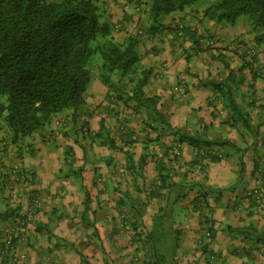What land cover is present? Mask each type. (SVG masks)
Returning <instances> with one entry per match:
<instances>
[{"label":"crops","instance_id":"obj_1","mask_svg":"<svg viewBox=\"0 0 264 264\" xmlns=\"http://www.w3.org/2000/svg\"><path fill=\"white\" fill-rule=\"evenodd\" d=\"M94 1H98L105 19L113 25L139 20L142 27H147V16H141L133 8L123 9L127 1L140 4L142 9L147 0ZM209 6H195L188 13L165 16L164 30L146 36L140 43L142 65L152 72L145 93L158 98V111L165 118V124L160 123V130H155L154 135L138 136L137 142L126 145L125 137L118 135L123 128L119 122L127 119V123L130 122L127 127H130L136 117L128 115L126 118L125 113L131 110L122 102L116 104L110 100V90L103 86L98 74L85 92L81 109L57 115L47 129L22 142H13L12 131L0 120V180L5 181L0 195L5 208L0 211L10 207L18 209L17 215L27 214L33 191L43 203L34 212L26 237L18 239L17 246L26 255L22 264H81L79 253L91 264H142L143 252L137 251L136 245V235L143 228L139 222L143 221L150 231L152 218L168 202V190L159 189L162 171L170 174L180 192L185 190V197L173 207L174 217L176 210L183 215L184 208L187 219L175 224L182 232L177 255L180 264H264V242L255 241L254 236L245 239L242 234L251 232L256 238L257 234H262L264 239V99L259 100L264 95V81L252 80L251 71L247 70L250 62L243 59L247 49L256 46L245 19L235 26L210 22L202 16ZM176 27L194 31L200 46L193 44V34L187 33L177 40L173 35ZM112 37L117 42L126 38L116 30ZM208 39L216 41V49L211 52L206 48ZM206 53L212 65H217L218 69V65L222 69L227 67L226 79L210 76L206 68L197 67L200 56L209 63ZM235 60L240 64L231 66L230 62ZM240 65L244 73L239 77H249L244 89L249 91L250 103L256 99L257 105H263L255 120H251L252 132L230 119L222 95L211 86V83H228L233 92L231 82H235L228 75L231 68ZM257 66L264 67V53L258 57ZM257 74L260 76L259 72ZM182 79L189 85L184 96L183 116L174 96L175 87ZM235 101L242 109L236 98ZM218 104L225 109L227 118L216 116L213 108ZM249 115L252 118L251 113ZM139 121L144 120L139 118ZM166 123L191 137L211 142L228 140L230 146L197 155L193 147L182 143V155L175 157L170 149L175 138ZM135 126L133 123L130 130L141 133L142 128L138 130ZM88 128L91 131L84 132L86 136L82 132ZM235 128L241 131L238 133ZM149 148L152 156L146 157ZM127 153L133 157L132 166ZM216 154L221 158L216 162L197 157ZM16 167L21 172L31 173L33 178L31 183L23 184L18 193L19 204L13 203L16 194L9 185L11 169ZM83 186L88 193L87 206ZM200 189L208 193V207H213L216 221L209 238L207 232L198 231L202 226L192 209V201ZM250 190L257 192L258 197L244 198ZM138 211L143 214L142 218L136 217ZM120 217L127 219L132 238L118 231ZM14 218L0 222V250L2 235L13 225ZM136 222L137 229L134 228Z\"/></svg>","mask_w":264,"mask_h":264},{"label":"trees","instance_id":"obj_2","mask_svg":"<svg viewBox=\"0 0 264 264\" xmlns=\"http://www.w3.org/2000/svg\"><path fill=\"white\" fill-rule=\"evenodd\" d=\"M199 1L147 0L144 34L154 36L164 30L165 16L188 13ZM101 10L94 0H0V120L12 131L13 142H22L44 131L57 115L67 110L77 112L81 109L85 92L94 78L96 62L98 77L110 90L111 101L122 102L134 113H144L153 130L158 131L160 125L165 124L157 108L158 98L145 93L152 72L142 65L141 38L132 34L122 42L115 41L112 37L115 24L108 22ZM202 14L203 19L210 22L231 26L245 19L256 46L264 47V0H216ZM191 31L176 27L173 35L181 40L185 34H193V44L200 46L199 39ZM96 57L100 62L94 60ZM211 86L222 95L230 119L252 132V119L236 103L229 84L211 83ZM167 126L175 142L187 143L195 151L230 146L228 140L211 142ZM197 157L214 162L221 159L218 154ZM127 160L132 166V155L127 153ZM162 172L159 189L168 190V202L152 218L151 230L136 235L140 244L137 251L143 252L142 264H180L177 255L182 232L175 226L173 207L185 197V190L180 192L170 174ZM4 187L5 181L0 180V195ZM83 189L87 206L88 193L84 186ZM205 206L208 207V193L200 189L192 201V209L201 213ZM17 213L18 209L7 207L0 211V222L13 219ZM142 216L138 211L136 217ZM205 223L214 232L210 220L206 218ZM137 225L136 222L135 229L139 228ZM139 225L144 227L143 221L140 220ZM242 234L245 239L254 236L255 241L264 242L262 234H257V238L251 232ZM79 255L81 264H91L87 257Z\"/></svg>","mask_w":264,"mask_h":264},{"label":"rangeland","instance_id":"obj_3","mask_svg":"<svg viewBox=\"0 0 264 264\" xmlns=\"http://www.w3.org/2000/svg\"><path fill=\"white\" fill-rule=\"evenodd\" d=\"M216 0H201V1H199L195 6H208V5H211L212 3H214ZM98 2V1H97ZM145 4H143V8L140 10V11H138L137 13H139L141 16H143V17H146V13L144 12L145 11ZM123 9H124V7H123ZM102 11V10H101ZM104 14V13H103ZM105 17V16H104ZM243 18V17H242ZM136 21V20H135ZM135 21H132V22H135ZM136 22H138L139 23V26L141 27V29H143V30H145V28L146 27H144V25H143V27H142V24H141V22L139 21V20H137ZM245 24H246V22H245ZM180 30H182L183 31V28H179ZM125 37H126V35H125ZM143 38H146V35L145 36H143L142 38H141V40L140 41H142V39ZM183 39V38H182ZM180 40V39H179ZM247 43H249L248 41H247ZM251 43H252V41H251ZM250 45V44H249ZM206 46V45H205ZM216 46V45H215ZM212 47V46H206V48H209V50H210V52L212 51V50H214V49H216V47ZM245 46H247V44H245ZM247 51H254L253 53L252 52H246V56H244L243 57V59H244V61L245 62H250V65L252 66H250L247 70L249 71H251L250 73H251V77H253L252 78V80H256V79H261V80H263L264 81V67H262V68H260V67H256V63H257V61H258V57L260 56V54L261 53H264V47H263V49L261 50V49H259V47H256V46H254V47H249L248 49H247ZM214 53V52H213ZM205 56H207L206 57V60L207 61H209V63H207V62H204V59H205V57L203 56H200V58H199V60L196 62V64H200L199 66H197L198 68H206V70L208 71V74L210 75V76H213V75H215V77L216 76H219V79L221 78V80L222 79H226V74H228L229 73V70L227 69V67L225 68H221L222 66H220V65H218V67L220 68V69H218L217 68V65H212V61L210 60V56L208 55V53H206V55ZM257 58V59H256ZM241 59V58H240ZM255 59H256V61H255ZM95 61H99L100 62V58L99 57H96L95 59H94ZM93 60V61H94ZM238 60V59H237ZM237 60H235V61H231L230 62V65L231 66H235L237 63L238 64H240ZM252 60H254V62H251ZM244 65H247V64H244ZM259 65H260V63H259ZM263 65V64H262ZM242 66L240 65V66H238V67H234V68H231L232 70H231V72H230V75H228L230 78H232L233 77V79H234V82L235 83H232L231 82V85H232V87H234L233 88V94H234V96H235V98H236V100L241 104V106H242V109H244V111H246L247 113H251V115H252V121H254L255 119V117H257L258 116V114H257V111H259V109H260V107H262L263 105H257L256 104V102H257V100L256 99H254L253 101H252V103H250L251 101V97H249L248 96V93H249V91H245V86H244V84H245V81L247 82L248 81V78H245V76L243 75V77H244V79H243V77H239V75H240V73H244V72H242L241 70H240V68H241ZM245 68H247V67H245ZM94 70H95V72H93V74H94V77H96L97 76V74L99 73V67H98V62H96V64L94 65ZM219 70H220V72H219ZM238 70V71H237ZM219 72V73H218ZM256 72L258 73H260V76H257V77H255V76H253V74L255 73L256 74ZM261 74H262V77H261ZM242 79V80H241ZM181 83H184V85L186 86V88H187V86H189L187 83H185L184 82V80L182 79V80H180V81H178V83H177V85L176 86H178L179 84H181ZM233 84H234V86H233ZM251 86H253V85H251ZM253 89V88H252ZM186 95V94H185ZM184 95V96H185ZM174 96H176V100H177V107H179V110L181 111V115L183 116V105H185L186 104V102H185V97L184 96H180L179 94H174ZM223 99V98H222ZM262 99H264V95H263V97H261L259 100H262ZM258 100V101H259ZM223 102L225 103V101L223 100ZM249 103V105H247ZM220 104H218V106L216 107V108H213V110H214V112H216V116L219 118V119H224V118H227V114H226V111H225V109H223V108H221V105L219 106ZM157 107H158V105H157ZM126 111V110H125ZM126 114V118L128 117V115H131L132 117H136V120L134 119L133 121H132V123L129 125L130 127H127V125L130 123V122H128L127 123V119H125L123 122L121 121V122H119V126L120 127H123L122 128V131H121V128H120V132H118V135L120 136V138L122 137V136H124L125 137V142L127 143H125L126 145H131L132 144V141L135 143V142H137V137L139 136V137H141V136H143V135H146V137H148V136H150V135H154V133H155V130H153V126L152 125H148V122H149V120L148 119H146V117L144 116L145 114L144 113H141V114H139V113H134V112H131V111H128V112H126L125 113ZM134 116H133V115ZM139 118H142L146 123H144V121H142V122H140L139 121ZM257 120H258V118H257ZM261 120V117L259 116V121ZM137 122H139V124H137ZM133 123L134 124H136V129H140V128H142V132L141 133H137L136 132V130L134 129V133H133V131L132 130H130V128H131V125H133ZM85 128V127H84ZM127 128H129V130L127 131L126 129ZM234 129V128H233ZM235 130L239 133L241 130H237L236 128H235ZM83 131V130H82ZM91 130L88 128L87 130L85 129L82 133L84 134V135H86L84 132H88V134H89V132H90ZM136 132V133H135ZM159 132V131H158ZM86 136H88V135H86ZM175 141H173L172 142V144L174 143ZM130 143V144H129ZM151 150L152 149H150L149 148V152H147V153H145V155H146V157H151L152 156V153H151ZM147 151V150H146ZM251 192H253V190H250ZM249 193V191L248 192H246L245 194H244V198H245V196H246V198H247V195L246 194H248ZM243 198V199H244ZM3 208H5V206H4V204L2 203V202H0V210L1 209H3ZM204 209H206V210H203L201 213H199V212H195V214H198V216H199V220H200V226H202V228L200 229H198V231L199 232H211L208 228V225L205 223V220H206V218L208 219V220H210V222H211V225H212V227L215 225V223H216V221L213 219L214 217H213V212H212V209H213V207H206L205 206V208ZM186 213H185V210H184V208H183V215L182 214H180V212H178V210H176L175 211V217H174V220H175V222H176V224H178V223H181V222H184L185 220H187V219H185V217H186V215H185ZM146 222H147V220H146ZM120 224H119V228H118V231L119 232H122V233H128V236H130V238H132L131 236H133V233H131V232H129V224H128V221H127V219L126 218H124V217H120V222H119ZM226 227V226H225ZM141 233H146V232H148V230H147V226L145 225V223H144V227L142 228V230L140 231ZM26 235H27V232H25L24 233V236L26 237ZM137 240V239H136ZM136 245H138V246H140V244L139 243H137V241H136Z\"/></svg>","mask_w":264,"mask_h":264},{"label":"built area","instance_id":"obj_4","mask_svg":"<svg viewBox=\"0 0 264 264\" xmlns=\"http://www.w3.org/2000/svg\"><path fill=\"white\" fill-rule=\"evenodd\" d=\"M132 8L137 12L141 10L140 4L136 2L127 1L124 5V11H128L129 9ZM115 30L117 32L123 33L126 36L132 34L136 35L139 38L145 36L144 31L141 29L138 22H131L127 24L123 22L116 23ZM206 45L214 47L216 45V41L213 39H208L206 41ZM250 52L253 53L254 51H250ZM163 67L166 68L167 64H164ZM175 88H176L175 92L180 96H184L186 94L187 88L184 85V83L179 84ZM182 150H183L182 144L181 143L179 144V142H174L171 145V151L175 157H180L182 155ZM198 153L204 155L213 152L207 149H199L196 150V154ZM11 177L12 178L9 180V185L10 188L12 189L11 191H13L16 194V196L13 199V203L19 204L18 193H20L23 184L32 182L33 180L32 174L29 172L27 173L26 171L21 172L18 169V167H16L11 169ZM19 177L21 178L18 179ZM247 197L248 198L258 197V193L251 192L247 194ZM29 200L31 201V206L28 213L23 215H17L13 220V225L8 227L2 235L3 245H2V249L0 250V257L2 264H22L26 260V255L19 250V247L17 246V242L19 238L21 239L24 238V233L27 232L30 223H32L34 219V212L43 206L41 198L36 191L31 192ZM206 235L207 238L212 236L210 235V232H207Z\"/></svg>","mask_w":264,"mask_h":264}]
</instances>
